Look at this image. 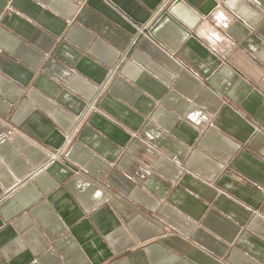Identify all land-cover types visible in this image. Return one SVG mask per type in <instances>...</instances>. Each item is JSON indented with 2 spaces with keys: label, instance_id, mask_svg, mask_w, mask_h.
<instances>
[{
  "label": "crops",
  "instance_id": "0c3cea01",
  "mask_svg": "<svg viewBox=\"0 0 264 264\" xmlns=\"http://www.w3.org/2000/svg\"><path fill=\"white\" fill-rule=\"evenodd\" d=\"M0 0V264H264V0Z\"/></svg>",
  "mask_w": 264,
  "mask_h": 264
},
{
  "label": "water",
  "instance_id": "95a60500",
  "mask_svg": "<svg viewBox=\"0 0 264 264\" xmlns=\"http://www.w3.org/2000/svg\"><path fill=\"white\" fill-rule=\"evenodd\" d=\"M212 0H175L150 28V36L171 54H177L204 20V6ZM224 1V0H218Z\"/></svg>",
  "mask_w": 264,
  "mask_h": 264
}]
</instances>
